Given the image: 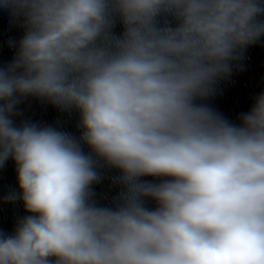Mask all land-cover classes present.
<instances>
[{"label": "clouds", "instance_id": "clouds-1", "mask_svg": "<svg viewBox=\"0 0 264 264\" xmlns=\"http://www.w3.org/2000/svg\"><path fill=\"white\" fill-rule=\"evenodd\" d=\"M0 11L23 29L0 63V168L11 159L19 187L2 201L29 213L0 229V264H264V94L238 124L209 102L264 37V0ZM26 96L77 112L80 136L17 125ZM105 167L113 206L96 199Z\"/></svg>", "mask_w": 264, "mask_h": 264}, {"label": "water", "instance_id": "water-1", "mask_svg": "<svg viewBox=\"0 0 264 264\" xmlns=\"http://www.w3.org/2000/svg\"><path fill=\"white\" fill-rule=\"evenodd\" d=\"M119 31L118 27L117 32ZM22 36L23 29L10 23L7 11H0V63L7 65L14 59L17 47H9L8 41H16L18 46ZM260 94H264V37L246 49L243 60L234 67L228 78L220 82L217 95L209 102L227 119L238 124L240 115L251 109L255 98ZM17 112L19 115L14 117L17 125L31 121L51 125L76 137L81 134L77 112H61L38 97H22L17 105ZM101 171L104 178L100 184L94 186L96 199L102 206H113L114 198L119 194V186L113 184L112 178L120 173L107 167ZM12 192L19 193V187L16 165L9 159L0 168V229L8 233L14 231L20 218L29 214L20 200L11 203L2 201V197ZM149 207H155V202H150Z\"/></svg>", "mask_w": 264, "mask_h": 264}]
</instances>
